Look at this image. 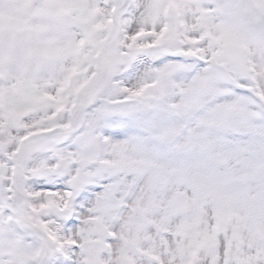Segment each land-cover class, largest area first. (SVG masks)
Masks as SVG:
<instances>
[{"label": "snow or ice", "instance_id": "snow-or-ice-1", "mask_svg": "<svg viewBox=\"0 0 264 264\" xmlns=\"http://www.w3.org/2000/svg\"><path fill=\"white\" fill-rule=\"evenodd\" d=\"M0 264H264V0H0Z\"/></svg>", "mask_w": 264, "mask_h": 264}]
</instances>
